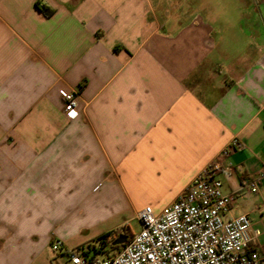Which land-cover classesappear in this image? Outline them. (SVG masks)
Masks as SVG:
<instances>
[{
  "label": "crops",
  "instance_id": "1",
  "mask_svg": "<svg viewBox=\"0 0 264 264\" xmlns=\"http://www.w3.org/2000/svg\"><path fill=\"white\" fill-rule=\"evenodd\" d=\"M233 141L225 194L264 170V0H0V264H66L121 228L89 237L81 206L174 184L158 214ZM240 215L264 253V186Z\"/></svg>",
  "mask_w": 264,
  "mask_h": 264
},
{
  "label": "built area",
  "instance_id": "2",
  "mask_svg": "<svg viewBox=\"0 0 264 264\" xmlns=\"http://www.w3.org/2000/svg\"><path fill=\"white\" fill-rule=\"evenodd\" d=\"M78 96L77 89L61 97L67 120L78 115ZM235 147L233 141L223 149L160 213L154 214L149 206L136 213L139 231L129 234L117 250L106 253L104 244L96 243L91 250L84 247L67 252L66 264H264V253L250 248L249 217L225 218L236 198L243 193L256 194L264 186L262 170L255 177L241 180L239 191L222 192L216 174ZM253 234L258 235V232ZM114 237L109 236L107 241ZM61 247L59 241L50 245L53 253ZM97 253L102 257H97Z\"/></svg>",
  "mask_w": 264,
  "mask_h": 264
},
{
  "label": "rangeland",
  "instance_id": "3",
  "mask_svg": "<svg viewBox=\"0 0 264 264\" xmlns=\"http://www.w3.org/2000/svg\"><path fill=\"white\" fill-rule=\"evenodd\" d=\"M170 186H174V184H163L162 188L168 189V191L163 192L160 197H154L153 194H143L138 197H132V200L127 201L126 205L121 208L118 214L116 212L114 213L115 210L111 203H108L107 206H105L106 204H103L102 206H81L79 208V215L81 216L76 223L78 226H83L88 229L86 234H88L89 237L96 231H105L106 229L118 226H120L121 228L117 229V232L122 231L123 233V231H127V233L125 234L137 233L140 229V226L136 218V212H138L141 207L147 203H150L154 205V207H157L162 206L164 203L169 201L171 199V193L169 192V190H172ZM103 250L106 253L112 252L109 245H104ZM97 257H102V254L97 253ZM64 258L65 261H67L66 256H64Z\"/></svg>",
  "mask_w": 264,
  "mask_h": 264
},
{
  "label": "trees",
  "instance_id": "4",
  "mask_svg": "<svg viewBox=\"0 0 264 264\" xmlns=\"http://www.w3.org/2000/svg\"><path fill=\"white\" fill-rule=\"evenodd\" d=\"M38 7V6H37ZM41 11H43V13H44V15L46 16V17H49L50 16V12L49 11H46L45 9H44V7H42L41 8ZM119 232H114V234H111V233H108V234H104V235H102V236H100V237H98V238H96L95 240H93L92 241V243L91 244H88L85 248L86 249H88V250H91V249H93L94 247H95V243H101V244H104V245H109V247H110V249L112 250V251H114V250H117L120 246H115V247H113V246H111V244H112V242L120 235V234H118ZM111 235H114L115 237L113 238V239H111L110 241H107V238L109 237V236H111ZM127 237H128V235L129 234H125Z\"/></svg>",
  "mask_w": 264,
  "mask_h": 264
},
{
  "label": "water",
  "instance_id": "5",
  "mask_svg": "<svg viewBox=\"0 0 264 264\" xmlns=\"http://www.w3.org/2000/svg\"><path fill=\"white\" fill-rule=\"evenodd\" d=\"M127 236L120 234L111 244V246H121L126 242Z\"/></svg>",
  "mask_w": 264,
  "mask_h": 264
},
{
  "label": "snow or ice",
  "instance_id": "6",
  "mask_svg": "<svg viewBox=\"0 0 264 264\" xmlns=\"http://www.w3.org/2000/svg\"><path fill=\"white\" fill-rule=\"evenodd\" d=\"M73 115H74V113H73Z\"/></svg>",
  "mask_w": 264,
  "mask_h": 264
},
{
  "label": "flooded vegetation",
  "instance_id": "7",
  "mask_svg": "<svg viewBox=\"0 0 264 264\" xmlns=\"http://www.w3.org/2000/svg\"><path fill=\"white\" fill-rule=\"evenodd\" d=\"M124 235V234H123Z\"/></svg>",
  "mask_w": 264,
  "mask_h": 264
}]
</instances>
